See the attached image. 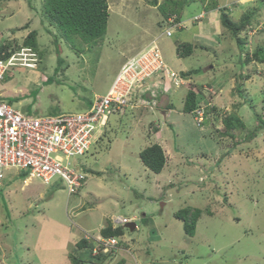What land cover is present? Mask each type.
Instances as JSON below:
<instances>
[{
	"label": "rangeland",
	"instance_id": "1",
	"mask_svg": "<svg viewBox=\"0 0 264 264\" xmlns=\"http://www.w3.org/2000/svg\"><path fill=\"white\" fill-rule=\"evenodd\" d=\"M108 1L104 38L93 44L60 39V65L57 31L42 16V0H0V32L22 44L37 29L43 51L17 49L14 66L0 81L2 98H16L13 105L32 116L84 111L96 95L106 93L120 66L155 39L173 71L198 69L192 82L213 88V103L221 111H236L246 126L232 138L223 136L219 113L197 126L194 114L183 111L187 82L174 90L169 116L161 108L143 107L112 114L103 136L79 158L87 178L76 193L69 194L60 179L45 184L34 177L26 184L30 169L8 171L0 187V264H72L71 253L82 235H101L116 216H135L137 228L119 225L124 229L117 237L120 248L103 264H264V125L253 139L245 137L258 124L255 112H264V64L241 65L236 40L211 0L177 4L184 19L200 17L202 11L218 15L208 49L197 47L185 57L177 55V44L199 45L193 40L196 25L168 36V17L153 0ZM213 1L216 8L228 5L234 20L255 10L241 34L251 49L264 45V0ZM241 68L250 74L242 82V94L236 89ZM216 82L222 90L214 88ZM156 125L158 133L152 129ZM237 140L243 141L236 145ZM153 143L167 155L161 173L139 157ZM186 206L203 210L193 236L176 216ZM77 230L81 232L74 236ZM85 264L101 263L87 258Z\"/></svg>",
	"mask_w": 264,
	"mask_h": 264
},
{
	"label": "built area",
	"instance_id": "2",
	"mask_svg": "<svg viewBox=\"0 0 264 264\" xmlns=\"http://www.w3.org/2000/svg\"><path fill=\"white\" fill-rule=\"evenodd\" d=\"M168 24L164 31L168 36L185 27L175 14L168 17ZM3 37L0 32V81L14 66L17 52L13 45L2 47ZM170 81L176 87L186 82L168 66L154 39L122 64L106 93L96 95L84 111L32 116L3 99L0 93V187L8 171L30 169L24 179L26 184L34 177L45 184L60 179L69 194L78 192L87 178L79 158L100 140L110 116L129 108H157L160 94L172 86ZM204 88L209 95L203 96L204 101L201 99L193 112L197 126L204 121L205 108L213 104L211 93L215 90L208 85ZM134 219L116 216L113 223L125 225ZM82 237L92 243L94 256L101 252L114 253L120 247L117 236L84 233Z\"/></svg>",
	"mask_w": 264,
	"mask_h": 264
},
{
	"label": "trees",
	"instance_id": "3",
	"mask_svg": "<svg viewBox=\"0 0 264 264\" xmlns=\"http://www.w3.org/2000/svg\"><path fill=\"white\" fill-rule=\"evenodd\" d=\"M178 2L181 4V0H166L164 3H158V0L152 1L154 5L160 7V10L166 17L176 14L177 20L180 21L182 15L178 10ZM217 4L218 2H212L211 0L209 5H212V8L215 9ZM229 9L228 5L220 6L218 8L223 27L235 38L237 47L240 50L238 61L241 65H245L252 61L264 64V45H258L256 48L251 49L250 42H248V39L241 34L251 25L257 12L255 10L245 11L239 20H234L229 14ZM41 13L42 16L49 21L50 25L56 28L57 32L54 34V42L57 46L58 63L62 65L64 58L61 56V47L59 45L60 39L63 38L71 44H74L77 39H81L86 44H93L100 39H103L108 29L110 8L108 0H42ZM182 29L184 28L179 30ZM47 30L51 32L48 28ZM38 36L39 31L37 29H32L24 38L22 44L12 38L4 36L2 47L7 48L8 46L13 45L14 50L20 49L21 47H27L28 49L37 52L39 55H43V51L40 49ZM197 47L206 50L208 49V47L203 44L198 45L191 42H181L177 44V55L179 57L190 56ZM197 72L198 69H192L181 72V75L189 79ZM236 77V89L242 94V82L246 78H249L250 74L245 73L242 69ZM221 87H223V85L219 82L216 85V89L219 90ZM204 95H207L204 86L191 83L184 98L183 111L193 113ZM7 99L12 104L16 100V98L13 97H7ZM88 104L87 107L92 104V101H89ZM237 106L238 108L235 107L239 109L241 104ZM169 108L174 109V103H172ZM221 110L222 109H220L215 103L208 105L205 108V118L201 126L204 125L205 121L209 119L212 114L219 113L218 115L222 116V123L224 124V128H220L219 132H221L223 136H230L232 138L235 130L238 128H244L246 123L236 111L224 112ZM255 115L258 124H256L253 130L245 136L247 139H253V137L257 135L256 132H259L264 125V112H255ZM109 121L107 126L109 125ZM107 126L105 128H107ZM152 129H155L156 132L160 128L156 125V127L153 126ZM242 141L243 140H237L235 141V144H240ZM139 157L146 167L156 173H161L167 164V155L164 148L159 143H153L146 146L140 151ZM202 211L203 210L198 207L192 208L191 206H186L176 212V216L183 219L184 228L188 235L193 236L195 234L196 225ZM100 234L105 237H118L124 234V229L121 226H114V223L109 220L108 223L102 227ZM91 247L92 243L90 241L83 237L80 238L77 241L76 250L74 251L75 253H71L72 264H85L87 258L90 262L95 260L98 261V263L103 264L113 254V251L110 253L101 252L94 256Z\"/></svg>",
	"mask_w": 264,
	"mask_h": 264
},
{
	"label": "crops",
	"instance_id": "4",
	"mask_svg": "<svg viewBox=\"0 0 264 264\" xmlns=\"http://www.w3.org/2000/svg\"><path fill=\"white\" fill-rule=\"evenodd\" d=\"M216 9V8H215ZM215 9H213V10H215ZM212 11V10H211ZM211 11L210 12H205V11H202L201 13H205L204 14V16H203V19L201 20V21H198V22H194L193 21V18H194V16L195 15H198V14H195L193 17H191V18H189V19H184L183 17V21L185 22V27L186 28H188V27H191L192 25H196L198 28H199V31L198 32H195V34H194V37H193V40L195 41V42H198V43H200V44H203V45H207V46H209V43H211V42H209V40H211L210 39V33H209V31L210 30H213L214 31V27H216L215 29H216V32H217V25H216V23H215V19H216V17L218 16L217 14H213V13H211ZM219 11V10H218ZM201 13H199V14H201ZM213 31H211V32H213ZM216 32H214L215 34H216ZM215 34L214 35H212V36H215ZM209 39V40H208ZM205 40V41H204ZM207 40H208V42H207ZM185 42H190V41H185ZM150 43V42H149ZM192 43V42H191ZM216 43H221V42H216ZM147 45H145L143 48H145ZM221 46V45H220ZM219 46V47H220ZM142 48V49H143ZM142 49H140L139 51H141ZM139 51H137V52H139ZM136 52V53H137ZM121 67V66H120ZM186 71H188V70H186ZM181 72H183V71H181ZM193 76V75H192ZM192 76L189 78V79H187L188 80V84H191V82L193 81L192 80ZM193 83V82H192ZM207 84H210V83H207ZM218 84V82H216V83H214V88H216V85ZM213 87V86H212ZM172 89H170L168 92H163V93H161V97H160V100H159V104H162V106L161 105H159L157 108H161V110H162V112H164V114L166 115V116H169L170 114H171V110H172V108H169V106H171V104L173 103V100H172V95L174 94V90L176 89V88H178V87H175V86H173V87H171ZM220 90H222V88L220 89ZM173 92V93H172ZM172 93V94H171ZM89 105V104H88ZM160 131V129L156 132V133H158ZM160 134V133H159ZM165 141V140H164ZM163 147V146H162ZM80 230H77V231H74L73 232V235L74 236H76V235H79L80 234ZM123 248H126L125 246L123 247Z\"/></svg>",
	"mask_w": 264,
	"mask_h": 264
},
{
	"label": "clouds",
	"instance_id": "5",
	"mask_svg": "<svg viewBox=\"0 0 264 264\" xmlns=\"http://www.w3.org/2000/svg\"><path fill=\"white\" fill-rule=\"evenodd\" d=\"M218 9V8H217ZM173 15V14H172ZM176 15V14H175ZM171 16V15H170ZM203 16H204V14L202 13V16H200L199 17V19H197V20H195L194 18H195V16H194V18H193V21L194 22H198V21H201L202 19H203ZM180 21H182L183 22V20L181 19ZM167 22H168V18H167ZM185 23V22H184ZM183 28H186V27H183ZM154 40V39H153ZM149 44V43H148ZM147 44V45H148ZM136 54V53H135ZM169 66V65H168ZM121 68V67H120ZM178 74H180L181 75V73H178ZM182 76V75H181ZM183 77V76H182ZM183 78H185V77H183ZM188 78H185V80H186V82L184 83V84H187V82H188V80H187ZM183 85V84H182ZM171 87H173V85L171 86ZM176 87V86H175ZM172 89V88H171ZM170 90V89H169ZM168 90V91H169ZM160 97H161V94H160ZM135 217V216H134ZM135 220V219H134ZM134 220H132V221H134ZM132 221H130V222H132ZM129 223V222H128ZM137 228V227H136ZM82 238V237H81ZM120 248V247H119ZM118 248V249H119ZM116 252V251H115Z\"/></svg>",
	"mask_w": 264,
	"mask_h": 264
},
{
	"label": "water",
	"instance_id": "6",
	"mask_svg": "<svg viewBox=\"0 0 264 264\" xmlns=\"http://www.w3.org/2000/svg\"><path fill=\"white\" fill-rule=\"evenodd\" d=\"M125 227L129 228L131 231H134L137 227V223L132 221V222L125 224Z\"/></svg>",
	"mask_w": 264,
	"mask_h": 264
},
{
	"label": "bare ground",
	"instance_id": "7",
	"mask_svg": "<svg viewBox=\"0 0 264 264\" xmlns=\"http://www.w3.org/2000/svg\"><path fill=\"white\" fill-rule=\"evenodd\" d=\"M161 128V127H160Z\"/></svg>",
	"mask_w": 264,
	"mask_h": 264
}]
</instances>
